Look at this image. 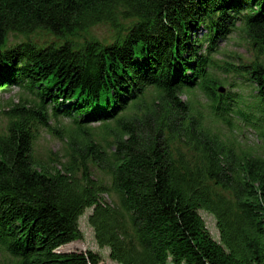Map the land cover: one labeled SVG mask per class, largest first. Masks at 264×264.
Segmentation results:
<instances>
[{
    "label": "trees",
    "instance_id": "trees-1",
    "mask_svg": "<svg viewBox=\"0 0 264 264\" xmlns=\"http://www.w3.org/2000/svg\"><path fill=\"white\" fill-rule=\"evenodd\" d=\"M101 25L108 43L91 34ZM237 28L264 53V0H0V92L33 97L0 111V250L13 264H103L59 251L82 240L87 210L116 264H264V65L225 70L255 85L240 112L255 144L209 73ZM37 31L55 41L38 44ZM59 116L70 125L52 126ZM40 129L61 153L35 157Z\"/></svg>",
    "mask_w": 264,
    "mask_h": 264
},
{
    "label": "rangeland",
    "instance_id": "rangeland-1",
    "mask_svg": "<svg viewBox=\"0 0 264 264\" xmlns=\"http://www.w3.org/2000/svg\"><path fill=\"white\" fill-rule=\"evenodd\" d=\"M238 27V25H237ZM205 35V32H202ZM91 34L98 40L102 42H110L113 37V31L106 26H97L91 30ZM198 36L201 33H197ZM203 35V36H204ZM86 38V36H84ZM83 36L79 37L77 42H82L84 39ZM14 36H10V40H13ZM31 40L37 42L38 44H43L45 42H53L55 41L50 35L46 34L43 31H37L35 34L31 36ZM218 50L216 53L212 55L214 60L211 75L215 78L219 79L222 82V88L225 90V93L229 94L233 98L232 105L236 106L239 109H235L236 112L238 110L243 111L248 105L251 107L253 102V96L255 92V86L248 81V77L245 78V74L242 72L239 73H231L226 74L223 69L228 65L238 66L241 64H251L253 62L262 63L264 65V53L259 54L253 48H251L250 43L246 40L244 33L240 28L234 30V32L229 35L226 39L219 41ZM196 95L191 96L195 102L197 108H202L204 113L209 112L208 110V102L204 98V96L199 92L195 91ZM32 97L26 94L23 91H18L16 89L10 90L9 92H0V111H7L9 108V103L16 104L20 100H28ZM182 99L187 100V96L183 95ZM233 120L236 123L242 124L237 118L238 115H235ZM7 124V119L4 115L0 113V132L5 131V127ZM70 125V120L68 119H58L52 120V126L57 127L59 129L65 128ZM100 124H93L90 128L94 129L95 132L99 130ZM242 131L243 136L247 137L249 144H255L256 138L252 132H248V127L243 128L239 127ZM34 152L35 157L40 160H46V157L50 154L61 153L62 152V144L59 142L57 137L52 136L50 132L46 129H40L39 134L37 136L36 142L34 143ZM105 201L108 203H112L114 198L105 196ZM90 214V210L85 211L84 215L79 219V228L82 233V240L77 241V245H73V243L68 247L60 248V252L68 253V252H86L91 251L96 254H99L103 260V264H116L111 262L108 258V250L100 249L94 240L93 231L88 225L87 217ZM200 216L205 222V225L211 235V237L215 241H219V234L216 228V223L214 218L206 213L200 212ZM0 264H13L11 259L0 253Z\"/></svg>",
    "mask_w": 264,
    "mask_h": 264
},
{
    "label": "bare ground",
    "instance_id": "bare-ground-1",
    "mask_svg": "<svg viewBox=\"0 0 264 264\" xmlns=\"http://www.w3.org/2000/svg\"><path fill=\"white\" fill-rule=\"evenodd\" d=\"M205 29V28H204ZM204 29L203 28H200L199 30H197V33H199L200 31V33H201V35L200 36H198V37H202V35H203V33L202 32H204ZM203 38V37H202ZM73 243V245L75 244V245H77V241L76 242H72ZM72 243H70V244H68V245H66V246H64V247H68V246H70ZM63 248V247H62ZM0 253L1 254H4L5 252L4 251H2V250H0Z\"/></svg>",
    "mask_w": 264,
    "mask_h": 264
}]
</instances>
